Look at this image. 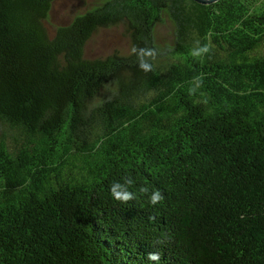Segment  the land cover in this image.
<instances>
[{"label":"trees","instance_id":"1","mask_svg":"<svg viewBox=\"0 0 264 264\" xmlns=\"http://www.w3.org/2000/svg\"><path fill=\"white\" fill-rule=\"evenodd\" d=\"M55 1L0 0V264H264V5L102 0L51 35ZM113 27L129 54L86 58Z\"/></svg>","mask_w":264,"mask_h":264},{"label":"rangeland","instance_id":"2","mask_svg":"<svg viewBox=\"0 0 264 264\" xmlns=\"http://www.w3.org/2000/svg\"><path fill=\"white\" fill-rule=\"evenodd\" d=\"M102 0H56L45 21L46 28L54 35L59 26L69 24L77 15ZM264 5V0H258L257 6ZM161 42H171V24L166 21L158 29ZM131 43L120 27L99 30L87 43L85 57L88 59L105 58L114 52L129 54Z\"/></svg>","mask_w":264,"mask_h":264},{"label":"clouds","instance_id":"3","mask_svg":"<svg viewBox=\"0 0 264 264\" xmlns=\"http://www.w3.org/2000/svg\"><path fill=\"white\" fill-rule=\"evenodd\" d=\"M136 51V48H133V52ZM141 53L146 54V55H153L151 50H147V49H140ZM202 51H206V49H202ZM140 67L143 70H148L150 65L147 64L146 62L141 61L140 63ZM129 183H132L131 180L128 181ZM120 185L118 184V182H113L110 186H109V192L112 195V197L118 201L121 202H127L128 200L133 199V196L128 193V192H118L116 191L117 187H119ZM141 191L143 192H147V189H141ZM163 199V196L161 194V192L159 190L154 191V194L150 197V201L152 204H156L157 202H159L160 200ZM149 260H158L159 259V255L158 253H149L148 256Z\"/></svg>","mask_w":264,"mask_h":264},{"label":"water","instance_id":"4","mask_svg":"<svg viewBox=\"0 0 264 264\" xmlns=\"http://www.w3.org/2000/svg\"><path fill=\"white\" fill-rule=\"evenodd\" d=\"M197 3L203 4V5H208V4H214L217 3L220 0H194Z\"/></svg>","mask_w":264,"mask_h":264}]
</instances>
